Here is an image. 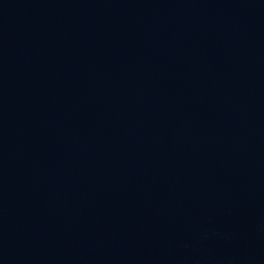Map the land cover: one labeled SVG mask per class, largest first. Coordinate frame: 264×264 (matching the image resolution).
Instances as JSON below:
<instances>
[{"label":"water","instance_id":"95a60500","mask_svg":"<svg viewBox=\"0 0 264 264\" xmlns=\"http://www.w3.org/2000/svg\"><path fill=\"white\" fill-rule=\"evenodd\" d=\"M0 264H264V0H0Z\"/></svg>","mask_w":264,"mask_h":264}]
</instances>
